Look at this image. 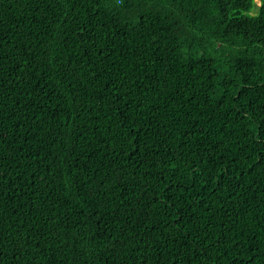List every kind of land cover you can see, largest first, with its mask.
<instances>
[{
	"label": "trees",
	"instance_id": "1",
	"mask_svg": "<svg viewBox=\"0 0 264 264\" xmlns=\"http://www.w3.org/2000/svg\"><path fill=\"white\" fill-rule=\"evenodd\" d=\"M0 264H264V0H0Z\"/></svg>",
	"mask_w": 264,
	"mask_h": 264
},
{
	"label": "rangeland",
	"instance_id": "2",
	"mask_svg": "<svg viewBox=\"0 0 264 264\" xmlns=\"http://www.w3.org/2000/svg\"><path fill=\"white\" fill-rule=\"evenodd\" d=\"M258 5H260L259 1L257 2Z\"/></svg>",
	"mask_w": 264,
	"mask_h": 264
}]
</instances>
